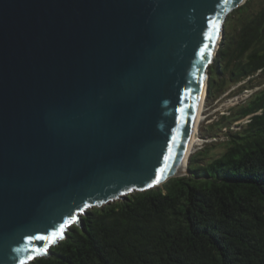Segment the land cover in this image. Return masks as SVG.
Segmentation results:
<instances>
[{
    "label": "water",
    "instance_id": "water-1",
    "mask_svg": "<svg viewBox=\"0 0 264 264\" xmlns=\"http://www.w3.org/2000/svg\"><path fill=\"white\" fill-rule=\"evenodd\" d=\"M245 1L0 0V264L188 174L208 68Z\"/></svg>",
    "mask_w": 264,
    "mask_h": 264
},
{
    "label": "trees",
    "instance_id": "trees-1",
    "mask_svg": "<svg viewBox=\"0 0 264 264\" xmlns=\"http://www.w3.org/2000/svg\"><path fill=\"white\" fill-rule=\"evenodd\" d=\"M208 73L206 99L247 78L239 91L262 86L220 117L217 132L205 129L224 136L223 151L209 158L203 147L188 174L88 210L27 264H264V0L227 16Z\"/></svg>",
    "mask_w": 264,
    "mask_h": 264
},
{
    "label": "rangeland",
    "instance_id": "rangeland-1",
    "mask_svg": "<svg viewBox=\"0 0 264 264\" xmlns=\"http://www.w3.org/2000/svg\"><path fill=\"white\" fill-rule=\"evenodd\" d=\"M227 18V17H226ZM226 21V19H225ZM225 23V22H224ZM256 81H254L255 83ZM257 87V86H255ZM262 87V86H260ZM258 87V88H260ZM231 92V93H230ZM242 93V90L239 91L238 87L229 86L223 95L219 96L218 98H212V99H204L203 104V110H202V119L201 123L198 128V136L200 139V142L198 145L194 148V150L189 154L188 158L192 156L195 152H199L200 149L204 147V149L207 151V153H203L207 157H214L219 155L223 151V144L210 141L212 136H209V133L205 131L206 128H208L210 131L217 132L218 128L221 127L220 124V117L222 115H227L226 112L230 110L231 108H234V106H231L233 104V100L236 96ZM240 105V104H238ZM235 105V106H238ZM220 126V127H219ZM225 129H221L222 132H224ZM202 134H205L202 136ZM217 136H222L221 133H217ZM213 144V145H212ZM202 151V150H201ZM188 163V159H187ZM187 166V164H186Z\"/></svg>",
    "mask_w": 264,
    "mask_h": 264
},
{
    "label": "bare ground",
    "instance_id": "bare-ground-1",
    "mask_svg": "<svg viewBox=\"0 0 264 264\" xmlns=\"http://www.w3.org/2000/svg\"><path fill=\"white\" fill-rule=\"evenodd\" d=\"M203 89H204V85H203ZM203 104H204V93L202 91L199 96V101H198L195 115H194L193 122H192V127H191L192 137H190L187 140V144L183 152V159H182V171L183 172L186 169V164H187V159H188L189 154L194 150V148L200 142V139L198 136V128L201 123V119L203 117L202 116Z\"/></svg>",
    "mask_w": 264,
    "mask_h": 264
},
{
    "label": "built area",
    "instance_id": "built-area-1",
    "mask_svg": "<svg viewBox=\"0 0 264 264\" xmlns=\"http://www.w3.org/2000/svg\"><path fill=\"white\" fill-rule=\"evenodd\" d=\"M248 80V78L245 80V81H242V82H240V83H237L236 85H235V87H240L241 85H243L246 81ZM259 88L258 87H253V88H251V89H243L242 90V93L241 94H239L238 96H236L235 98H234V100H233V104H231V106H234L235 107V105H238V104H243L247 99H249L257 90H258ZM226 114L228 115L229 114V110L226 112ZM249 117L250 116H247V117H245L244 119H242V120H239V121H237V122H235V123H233L232 124V127H231V129H234V128H236L237 126H240V125H243V124H246L247 122H249ZM225 131V130H224ZM217 140H219V141H224L225 139H224V136L222 135V136H217V137H215V138H211L210 139V141H214V142H216Z\"/></svg>",
    "mask_w": 264,
    "mask_h": 264
},
{
    "label": "snow or ice",
    "instance_id": "snow-or-ice-1",
    "mask_svg": "<svg viewBox=\"0 0 264 264\" xmlns=\"http://www.w3.org/2000/svg\"><path fill=\"white\" fill-rule=\"evenodd\" d=\"M75 219H76V217L75 216H72L70 218V220H65L64 223L60 224L59 229L56 232H53L51 234L52 240H54L59 234H61L63 232L64 228H66L67 225L70 222L74 221ZM37 239L45 240V239H48V238L47 237H37Z\"/></svg>",
    "mask_w": 264,
    "mask_h": 264
}]
</instances>
